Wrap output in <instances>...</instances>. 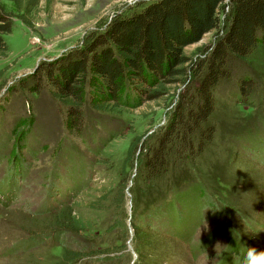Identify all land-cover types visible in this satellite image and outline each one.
Wrapping results in <instances>:
<instances>
[{
  "label": "rangeland",
  "instance_id": "obj_1",
  "mask_svg": "<svg viewBox=\"0 0 264 264\" xmlns=\"http://www.w3.org/2000/svg\"><path fill=\"white\" fill-rule=\"evenodd\" d=\"M151 1L40 0L31 25L14 17L3 35L0 264H241L245 246L264 250V229L249 231L250 225L251 231L264 228L262 45L230 66V76L213 91V110L202 126L212 131L208 141L195 140L193 156L172 153L153 178L136 175L143 160L136 155L169 123L178 96L121 113L97 111L87 84L78 134L47 88L36 94L23 87L21 79L38 64L81 47L90 31L103 30L121 10ZM214 41V32L205 33L184 53L201 58L205 49L196 48ZM65 207L84 230L51 224ZM65 250L78 257L65 260Z\"/></svg>",
  "mask_w": 264,
  "mask_h": 264
},
{
  "label": "trees",
  "instance_id": "obj_2",
  "mask_svg": "<svg viewBox=\"0 0 264 264\" xmlns=\"http://www.w3.org/2000/svg\"><path fill=\"white\" fill-rule=\"evenodd\" d=\"M39 1L0 0V57L6 50L3 35L10 32L14 17L31 25L29 17ZM225 6V0H153L125 8L103 30L90 31L81 47L38 64L27 79H21L23 87L36 94L47 88L65 106L69 130L78 134L84 131L87 84L90 103L97 111L121 113L144 102L163 105L172 95L178 96L169 123L154 131L136 155V159L143 156L136 175L153 178L166 170L172 153L176 159L193 156V142L201 146L208 141L212 131L202 126L213 110V91L222 78L230 76V66L245 62L257 45L264 47V0H230L219 35V13ZM208 32H214L215 41L196 48L205 49L201 58L184 53L186 45ZM194 79L199 82L191 90ZM180 84L183 88L177 93ZM243 91L248 98L250 94ZM251 92L252 88L247 89ZM51 224L76 232L86 228L69 207L55 213ZM63 256L72 260L78 254L65 250Z\"/></svg>",
  "mask_w": 264,
  "mask_h": 264
},
{
  "label": "clouds",
  "instance_id": "obj_3",
  "mask_svg": "<svg viewBox=\"0 0 264 264\" xmlns=\"http://www.w3.org/2000/svg\"><path fill=\"white\" fill-rule=\"evenodd\" d=\"M255 223V221H251ZM264 228H258L255 231H251V225L249 226V231L255 233ZM241 264H264V250H257L254 247L245 246L242 251Z\"/></svg>",
  "mask_w": 264,
  "mask_h": 264
},
{
  "label": "water",
  "instance_id": "obj_4",
  "mask_svg": "<svg viewBox=\"0 0 264 264\" xmlns=\"http://www.w3.org/2000/svg\"><path fill=\"white\" fill-rule=\"evenodd\" d=\"M230 2V0H228Z\"/></svg>",
  "mask_w": 264,
  "mask_h": 264
}]
</instances>
